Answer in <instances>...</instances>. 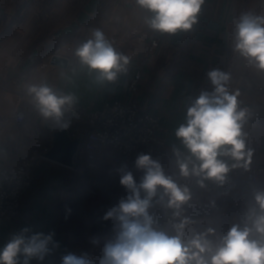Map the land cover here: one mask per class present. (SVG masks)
Returning <instances> with one entry per match:
<instances>
[{
  "label": "crops",
  "instance_id": "obj_1",
  "mask_svg": "<svg viewBox=\"0 0 264 264\" xmlns=\"http://www.w3.org/2000/svg\"><path fill=\"white\" fill-rule=\"evenodd\" d=\"M245 14L264 17V0H204L191 30L162 33L170 41L153 48L148 23L152 13L136 0H0V172L19 165L38 142L48 145L59 159L76 165L79 139L72 137L76 122L64 112L58 119L44 117L28 93L30 85L46 84L54 92L73 95L75 103L92 110L126 99L142 112L159 116L162 127L158 135L168 145L181 147L175 129L184 122L190 100L202 90L211 91L207 72L217 68L232 74L231 87L240 90L241 106L252 113L245 128L247 146L253 150L249 168L264 164V73L251 68L234 51L236 24ZM97 29L128 58L125 70L114 81H101L75 55V49ZM138 73L142 74L138 89L129 93L130 82ZM19 113L24 116L21 123L15 120ZM141 152L134 155V161ZM104 153L99 169L84 164L72 170L41 162L33 171L21 217L0 225V250L29 227V234L54 233L60 246L43 261L33 259L30 264H61L68 252L92 255L94 264H99L103 252L93 255L91 249L102 250L114 235L96 227V219L102 217L97 208L108 207L104 201L108 190L98 176L107 175L109 184L115 186L120 184L119 172H126L119 152L105 149ZM157 161L184 183L177 164L168 158ZM243 171L230 172L227 182L212 194H204L192 181L193 207L185 208L197 221L196 231L211 227L219 236L233 224L242 225V214L253 202V190L264 188V181L250 183L242 178ZM134 178L139 183L141 178ZM92 189L98 190L94 198L89 196ZM152 213L161 227H170V211ZM93 238L99 240L98 245L90 243Z\"/></svg>",
  "mask_w": 264,
  "mask_h": 264
},
{
  "label": "clouds",
  "instance_id": "obj_2",
  "mask_svg": "<svg viewBox=\"0 0 264 264\" xmlns=\"http://www.w3.org/2000/svg\"><path fill=\"white\" fill-rule=\"evenodd\" d=\"M136 3L152 13L148 21L152 29L175 34L193 28L204 0ZM234 51L251 68L264 73V17L245 14L240 18ZM75 55L101 81H114L128 64V58L118 53L99 29L75 49ZM207 78L211 91L202 90L190 100L184 122L175 129L181 147H174L173 154L184 183L166 174L150 154H140L135 160V167L143 172L139 183L131 171L124 172L120 184L129 194L104 217L115 221V235L104 243L99 264H264V188L253 190V202L242 214L243 226L233 224L225 234L217 236L211 227L196 231L197 221L186 214L193 180L200 188H205L207 181L222 186L233 170L247 171L253 156L245 131L252 113L241 106L240 90L231 87L232 74L217 68L208 71ZM27 90L46 118H60L64 107L75 100L70 94L57 95L46 84H33ZM157 205L166 214L170 211V227H161L152 213ZM29 233L31 229L25 227L12 237L0 250V264L43 261L60 247L54 233ZM90 243L98 245L99 240L93 238ZM94 261L92 255L73 252L61 257V264Z\"/></svg>",
  "mask_w": 264,
  "mask_h": 264
},
{
  "label": "built area",
  "instance_id": "obj_3",
  "mask_svg": "<svg viewBox=\"0 0 264 264\" xmlns=\"http://www.w3.org/2000/svg\"><path fill=\"white\" fill-rule=\"evenodd\" d=\"M149 38L153 48H159L164 41H170L164 39L162 32L154 29L150 31ZM141 80L142 74L138 73L130 82L128 92H136ZM63 112L76 122L72 137L80 140L76 165H64L72 170H79L84 164L90 169H99L104 160L105 149L120 153L125 171L132 170L133 157L139 151L155 158L166 157L176 161L173 154L176 144L168 145L166 140L158 135L162 127L161 118L142 112L137 104L126 99L106 104L98 110L73 102L66 105ZM15 120L18 123L23 122V114H17ZM50 152L48 145L38 142L31 154L19 165L0 172V225L21 217L22 202L33 185V171L41 162L49 161L63 165L51 159ZM240 176L250 183L264 181V164L249 168ZM219 187L220 185L207 181L204 190L205 193L212 194ZM97 194L96 189L89 191L92 198Z\"/></svg>",
  "mask_w": 264,
  "mask_h": 264
},
{
  "label": "rangeland",
  "instance_id": "obj_4",
  "mask_svg": "<svg viewBox=\"0 0 264 264\" xmlns=\"http://www.w3.org/2000/svg\"><path fill=\"white\" fill-rule=\"evenodd\" d=\"M140 154H146L145 152H141ZM153 159L155 160H161L162 158H155L152 156ZM163 158H166V157H163ZM171 161V160H170ZM134 159L132 160V170L131 172L133 173V175L135 177H142L143 175V172L138 170L136 167H135V164H134ZM172 164H176V161H171ZM167 173V172H166ZM170 173V172H168ZM167 173V174H168ZM120 176L123 174L122 172H119ZM138 174V175H137ZM171 175V174H170ZM99 180L102 181V184L104 186H106L107 190L106 192H104V195H105V198H104V201L105 203L108 205V207L104 206L103 208L99 207V209L97 208V210L99 211L98 214H101L102 217H99V219H96L98 220V224L96 225V227H101V228H105L109 233L115 235V221L112 220V219H104L103 215H106V213L111 210L113 207H116L118 206V204L120 203L121 200L123 199H126L127 198V195L129 194L128 193V190L122 186L121 184H118V185H115V186H111L110 181L107 178V175H99L98 176ZM220 189V187L217 189L216 192H218ZM97 190V189H96ZM202 192L204 194L205 193V190L204 188H201ZM98 192V190H97ZM103 194V193H102ZM187 206V205H186ZM188 206H191L193 207V203L190 202L188 204ZM94 207V205L92 204V208ZM93 211H95L96 209L93 208L92 209ZM162 211L163 209H161V207L159 205H157L155 208H153L151 211ZM95 213V212H94ZM95 220V219H94ZM101 222V224H100ZM105 226V227H104ZM91 253H93V255H99L100 253H102V250L98 249V250H95V249H91Z\"/></svg>",
  "mask_w": 264,
  "mask_h": 264
},
{
  "label": "water",
  "instance_id": "obj_5",
  "mask_svg": "<svg viewBox=\"0 0 264 264\" xmlns=\"http://www.w3.org/2000/svg\"><path fill=\"white\" fill-rule=\"evenodd\" d=\"M80 143V140L78 141V145ZM49 157L59 163H62L63 165H66V166H73V163L71 161H65V160H61L59 159L58 157H56L53 153V151L51 150L50 154H49Z\"/></svg>",
  "mask_w": 264,
  "mask_h": 264
}]
</instances>
